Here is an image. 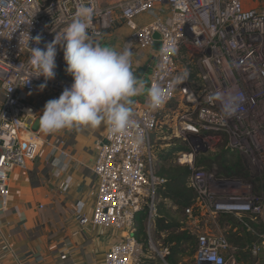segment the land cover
Returning a JSON list of instances; mask_svg holds the SVG:
<instances>
[{
    "label": "built area",
    "instance_id": "built-area-1",
    "mask_svg": "<svg viewBox=\"0 0 264 264\" xmlns=\"http://www.w3.org/2000/svg\"><path fill=\"white\" fill-rule=\"evenodd\" d=\"M85 4L93 9L88 29L97 37L122 20L129 32L123 48L151 49L152 64L146 86L159 84L165 89L173 78L187 70L183 54L198 68L197 83L187 78L172 90L157 109L148 107V97L132 105L134 126L117 136L107 129L98 146L92 171L97 179L96 197L90 217L92 223L119 234L104 255L103 264H140L142 244L134 235L137 214L147 208L148 229L156 216L157 191L165 182L152 164L151 135L160 117L174 100L176 135L201 137L200 143H217L222 137L227 147L247 157L253 169L264 171V6L245 7L242 0H118L102 8L99 0H0V196L2 208L8 196L9 173L14 166L25 168L38 151L37 138L25 130L36 117L28 95L39 89L44 78L31 77L29 47L43 48L56 32L63 31L76 9ZM150 15L139 24L136 18ZM158 34V38L154 34ZM41 36L39 45L29 37ZM155 43L159 46L155 47ZM174 44L175 55L167 47ZM163 64L161 69L159 66ZM56 76L46 87L61 93L72 83L65 72L63 50L57 46ZM243 103L234 115L226 117L221 98L229 96ZM165 116V115H164ZM166 117H169L167 115ZM136 137H142L139 145ZM61 143V142H60ZM180 153L178 164L190 169L189 184L195 200L184 214L194 219H216L218 214H233L241 227L255 235L248 246L256 256L264 249V200L251 185L236 177H225L215 170L196 165L193 154ZM262 225L257 231L250 222ZM238 232V228H233ZM195 250L192 264H241L236 247L228 236L209 227L193 231ZM165 264L167 246L149 240Z\"/></svg>",
    "mask_w": 264,
    "mask_h": 264
},
{
    "label": "crops",
    "instance_id": "crops-1",
    "mask_svg": "<svg viewBox=\"0 0 264 264\" xmlns=\"http://www.w3.org/2000/svg\"><path fill=\"white\" fill-rule=\"evenodd\" d=\"M150 20V15L136 18L139 24ZM128 32L117 19L102 35L91 37L122 50ZM130 49L132 69L147 86L153 51L137 46ZM60 94L45 87L28 95L36 117L27 121L25 130L37 138L39 148L25 168L12 167L4 208L0 196V264H103L106 251L119 237L116 231L80 223L83 215H92L97 189L92 167L107 127L52 133L40 127L44 104ZM144 96L135 97L134 104Z\"/></svg>",
    "mask_w": 264,
    "mask_h": 264
},
{
    "label": "clouds",
    "instance_id": "clouds-1",
    "mask_svg": "<svg viewBox=\"0 0 264 264\" xmlns=\"http://www.w3.org/2000/svg\"><path fill=\"white\" fill-rule=\"evenodd\" d=\"M93 9L81 4L73 19L63 31L56 32L54 39L43 48L27 47L29 63L34 69L31 77L44 78L38 87L42 91L48 81L56 76L57 46L63 50L66 74L72 77L69 87L62 90L58 98L48 100L41 110L39 124L45 133L63 129L91 128L106 126L112 136L126 133L134 126V98L145 94L146 84L136 76L132 69V51L125 47L117 50L102 45L88 32ZM33 44L39 45L41 36L29 37ZM174 44L167 47L168 55H175ZM163 69L164 65L159 66ZM187 70L173 78L167 89L159 84L147 87L148 107L159 108L169 93L187 78ZM239 100L233 96L221 98L222 110L226 117L235 114ZM142 137H136L139 145Z\"/></svg>",
    "mask_w": 264,
    "mask_h": 264
},
{
    "label": "trees",
    "instance_id": "trees-1",
    "mask_svg": "<svg viewBox=\"0 0 264 264\" xmlns=\"http://www.w3.org/2000/svg\"><path fill=\"white\" fill-rule=\"evenodd\" d=\"M184 56V54H183ZM187 58V57H186ZM185 66L190 75V80L194 83V79H197L198 68L195 63H192L187 58L184 60ZM193 79V80H192ZM196 81V80H195ZM174 104L176 101H173ZM176 151H184L186 153L191 152L190 147L188 146H180V145H169L167 148L163 158L167 155L172 154ZM231 156H233L231 154ZM162 158V156H161ZM219 158L218 160H216ZM215 159V160H214ZM207 158L203 160H199V162H195L196 165L204 166L210 170L215 166H219L218 174H221L225 177H237L240 175H246L247 169L246 165L242 164L238 160H234L233 158H229L226 149H224L221 153L215 156V158ZM210 160V161H209ZM155 172L165 179V182L162 186L159 187L157 191V201H156V216L154 221V232L160 237L164 234L162 239V243L157 246H167L169 248V254L164 257L167 264H181L183 261V255L185 254V244L195 239V235L188 228L183 227V220L178 219L176 215L171 213L168 209H166V203L173 204L177 209H179L183 216L187 217L184 214V210L193 205L195 200V195L193 188L189 184L190 177V169L187 165L172 163L167 166H159V168L155 169ZM253 176V179H256L258 182H262L258 186L259 191L264 190V174L262 175H250ZM248 178V177H247ZM243 179V178H241ZM246 181V180H245ZM148 215L147 208L141 210L136 217L135 221V231L134 235L140 243L146 241L147 234L145 233V221ZM217 219L219 218H233L235 221V225L232 223H228L230 226L229 230L232 232L233 237L235 239V243L233 246L236 247V252L241 251V247H239L240 241L244 237H250L251 240L246 246L248 251V246L253 242L256 237L246 229L242 228L240 223L237 221L236 217L231 214H218ZM251 225L256 228L257 231L262 230L261 223L254 224L250 222ZM237 227L238 232L233 231V228ZM229 238V237H228ZM231 240V238L229 239ZM148 241V240H147ZM249 253V251H248Z\"/></svg>",
    "mask_w": 264,
    "mask_h": 264
},
{
    "label": "rangeland",
    "instance_id": "rangeland-1",
    "mask_svg": "<svg viewBox=\"0 0 264 264\" xmlns=\"http://www.w3.org/2000/svg\"><path fill=\"white\" fill-rule=\"evenodd\" d=\"M245 7H256V6H264V0H242ZM114 3H101L99 2V6L102 8L112 7ZM186 56L184 55L182 57V60L180 58V62L182 67L185 65L184 60H186ZM184 64V65H183ZM193 80V79H192ZM194 79V85H196L197 80ZM176 105H174V102L169 104L167 108L165 109L162 116L160 117V124L157 127V129L152 133L151 135V155H152V164L155 169L159 168V166H167L172 163H177V158L180 153H186L184 151H176L172 154L167 155L165 158H163L167 148L169 145H180V146H188L190 147L191 151L192 149H195L198 147V151L193 154L194 162H199V160L207 159V158H215L216 155L221 153L224 149H226L227 154L229 158H233L234 160L240 161L242 164L246 165V175H240L237 177L243 178V180H246L250 185L255 194H258L263 200H264V190L259 191L258 186L262 184V182L256 181V179H253V176L250 175H262L264 174V171L258 172L255 171L250 164L247 157L237 151L231 150L227 147L226 140L222 137L217 143L214 142H204V147L202 146V143H200L201 137L197 138L194 135H188L185 139L182 137H179L176 135V127L173 124V114L170 113V110L172 108H175ZM165 115V116H164ZM169 115V117H166ZM200 140V141H199ZM231 154L233 156H231ZM162 156V158H161ZM217 158L216 160H218ZM215 160V159H214ZM210 161V160H209ZM205 167H208L205 165ZM210 168V167H208ZM213 169L215 171H218L220 168L219 166H215ZM218 169V170H217ZM248 177V178H247ZM166 209H168L171 213L176 215L178 219H184L183 220V227L190 229V231L193 233L194 230L197 228H202L206 225V227H209L215 232H221L226 234L229 239L231 238L230 242L232 245L236 242L233 237L232 232L229 230L228 223H232L235 225V221L233 218H219V219H210V218H204V219H194V217H185L183 216V213L177 209L173 204L166 203ZM148 217V215H147ZM147 220L145 221V233L147 234L146 241H143L142 249H143V257L140 264H165L164 261L161 259V257L157 254V252L153 249H151L149 245V240L152 241L154 245H158L162 243V239L164 237V234L160 237L154 232V221L155 217L152 220V225L148 229L147 227ZM262 227L260 226V229ZM235 233V232H234ZM148 240V241H147ZM250 237H244L239 244V247H241V251L237 252L238 260L241 264H264V249L260 251V253L256 256H252L248 253L246 246L250 242ZM195 250V239H192L188 241L185 244V254L183 255V261L181 264H192L193 263V255Z\"/></svg>",
    "mask_w": 264,
    "mask_h": 264
},
{
    "label": "water",
    "instance_id": "water-1",
    "mask_svg": "<svg viewBox=\"0 0 264 264\" xmlns=\"http://www.w3.org/2000/svg\"><path fill=\"white\" fill-rule=\"evenodd\" d=\"M154 37H155V38H158V34L155 33V34H154ZM158 46H159V44H158V43H155V47H158Z\"/></svg>",
    "mask_w": 264,
    "mask_h": 264
}]
</instances>
